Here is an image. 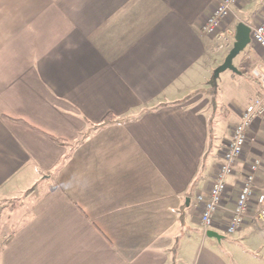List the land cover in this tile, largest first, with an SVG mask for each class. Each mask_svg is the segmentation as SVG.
<instances>
[{
  "label": "crops",
  "instance_id": "0c3cea01",
  "mask_svg": "<svg viewBox=\"0 0 264 264\" xmlns=\"http://www.w3.org/2000/svg\"><path fill=\"white\" fill-rule=\"evenodd\" d=\"M221 1L0 0V264H264V223L225 230L255 161L249 216L264 191V114L208 230L218 237L199 223L197 196L263 96L252 41L251 71L230 76L244 98L214 93L237 25L264 18V0L233 5L220 47L203 25Z\"/></svg>",
  "mask_w": 264,
  "mask_h": 264
},
{
  "label": "built area",
  "instance_id": "2783aa9c",
  "mask_svg": "<svg viewBox=\"0 0 264 264\" xmlns=\"http://www.w3.org/2000/svg\"><path fill=\"white\" fill-rule=\"evenodd\" d=\"M240 1H221L204 22V32L215 37L220 42V47L224 45L226 39L224 33L220 32L223 22L229 17L231 7ZM251 38L253 43L264 50V18L252 29ZM252 76L261 86L263 96L254 98L246 106L238 123L233 127L230 140L222 152V160L217 167L214 180L210 186L208 198L204 199L201 195H198L196 198L198 205H200L199 223L205 232L212 227L215 213L223 209V200L228 190V183L235 174L237 161L244 153L249 127L253 120L264 114V72L253 70ZM258 167V161L252 163L249 172L244 176L243 182L240 185L234 209L231 211L225 225V230L230 235L241 230L248 217L256 226L264 223V191L258 194L256 212L249 216L250 206L256 191L254 174L258 170Z\"/></svg>",
  "mask_w": 264,
  "mask_h": 264
},
{
  "label": "rangeland",
  "instance_id": "374dc122",
  "mask_svg": "<svg viewBox=\"0 0 264 264\" xmlns=\"http://www.w3.org/2000/svg\"><path fill=\"white\" fill-rule=\"evenodd\" d=\"M241 1H243V0H241ZM229 18H230V13H229V17L223 22V25H222V27L220 29L221 33H224V34H228L229 33V30H227V26L225 25L228 22ZM222 54H224V52H222L221 55ZM243 56H244V53L243 52L240 53L234 59L233 64L236 67V65H239L240 62H241L242 65H243L242 71L245 72L244 75L239 76L236 72H233L232 70H226L225 72L222 73V75L219 77V79L217 81L218 86L214 90V93L218 94V93H221L222 90H224V93H225L224 98H226V101L233 100V99H235L236 101L237 100L241 101L244 98V94L241 97V92H238L239 91L238 87L236 85H232L231 77H230L233 74L237 78V80H240V78H241V80H245L244 76L251 71V63H250V61L248 59H244ZM252 72H253V70H252ZM252 72H251V77L253 78ZM247 82L250 83V84H255L256 85V83L252 79L251 80L250 79L247 80ZM243 86L244 85L242 83V87ZM244 87H243V91L246 92ZM240 90H241V88H240ZM217 102H223V100H221V98L217 97Z\"/></svg>",
  "mask_w": 264,
  "mask_h": 264
},
{
  "label": "water",
  "instance_id": "95a60500",
  "mask_svg": "<svg viewBox=\"0 0 264 264\" xmlns=\"http://www.w3.org/2000/svg\"><path fill=\"white\" fill-rule=\"evenodd\" d=\"M251 33L252 29L245 23L240 22L237 25L233 47L229 51L224 62L214 70V73L212 75V83L214 85L217 84V80L219 79L220 74L225 72L226 70H232L237 74L241 73L238 68L234 66L233 61L240 53L245 50L248 45H250L252 41ZM208 235L218 237V235H216L212 231H208Z\"/></svg>",
  "mask_w": 264,
  "mask_h": 264
},
{
  "label": "trees",
  "instance_id": "16d2710c",
  "mask_svg": "<svg viewBox=\"0 0 264 264\" xmlns=\"http://www.w3.org/2000/svg\"><path fill=\"white\" fill-rule=\"evenodd\" d=\"M114 120H115V118H114L112 115H107V116L104 118V120H103V122H102L101 124L94 126V129H97V128H99V127H102V126H104L105 124H109V123L113 122ZM86 135H87V134H86ZM56 141L59 142V143H61L59 140H56Z\"/></svg>",
  "mask_w": 264,
  "mask_h": 264
}]
</instances>
